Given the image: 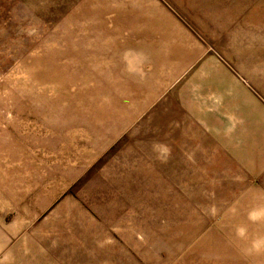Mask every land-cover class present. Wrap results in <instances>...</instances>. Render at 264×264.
Returning <instances> with one entry per match:
<instances>
[{
  "label": "rangeland",
  "instance_id": "obj_1",
  "mask_svg": "<svg viewBox=\"0 0 264 264\" xmlns=\"http://www.w3.org/2000/svg\"><path fill=\"white\" fill-rule=\"evenodd\" d=\"M0 264H264V0H0Z\"/></svg>",
  "mask_w": 264,
  "mask_h": 264
}]
</instances>
